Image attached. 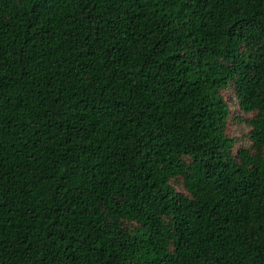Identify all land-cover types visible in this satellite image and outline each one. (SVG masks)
I'll return each instance as SVG.
<instances>
[{"label":"trees","instance_id":"obj_1","mask_svg":"<svg viewBox=\"0 0 264 264\" xmlns=\"http://www.w3.org/2000/svg\"><path fill=\"white\" fill-rule=\"evenodd\" d=\"M0 264H264V0H0Z\"/></svg>","mask_w":264,"mask_h":264},{"label":"rangeland","instance_id":"obj_2","mask_svg":"<svg viewBox=\"0 0 264 264\" xmlns=\"http://www.w3.org/2000/svg\"><path fill=\"white\" fill-rule=\"evenodd\" d=\"M229 100L232 102L233 105V116L231 117L229 133L232 135H238L241 138L242 143H251V141L246 137V133L249 130V127L244 122H239L237 116L240 115L242 112L240 109L235 106L236 102L234 97L231 94V91H228L226 94ZM179 188H182L181 186Z\"/></svg>","mask_w":264,"mask_h":264}]
</instances>
